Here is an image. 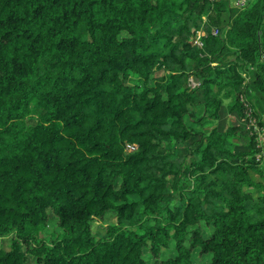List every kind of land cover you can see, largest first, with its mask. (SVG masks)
<instances>
[{
  "label": "trees",
  "instance_id": "obj_1",
  "mask_svg": "<svg viewBox=\"0 0 264 264\" xmlns=\"http://www.w3.org/2000/svg\"><path fill=\"white\" fill-rule=\"evenodd\" d=\"M243 100L264 0H0V264H264Z\"/></svg>",
  "mask_w": 264,
  "mask_h": 264
},
{
  "label": "built area",
  "instance_id": "obj_2",
  "mask_svg": "<svg viewBox=\"0 0 264 264\" xmlns=\"http://www.w3.org/2000/svg\"><path fill=\"white\" fill-rule=\"evenodd\" d=\"M230 1H231V4L235 7L244 8L254 0H230ZM213 32L216 33L217 30L215 29ZM193 36H194L193 37L194 43L198 46H202L203 45L202 38L205 36L204 26L198 29ZM193 84L195 85L196 82H193ZM244 103L246 107L244 120H245L247 129L251 132L253 137L256 139L257 146L260 149L257 155V159L264 160V126L259 123L250 105L246 103L245 101ZM135 148H136L135 145L130 144L128 146L129 150H134Z\"/></svg>",
  "mask_w": 264,
  "mask_h": 264
},
{
  "label": "rangeland",
  "instance_id": "obj_3",
  "mask_svg": "<svg viewBox=\"0 0 264 264\" xmlns=\"http://www.w3.org/2000/svg\"><path fill=\"white\" fill-rule=\"evenodd\" d=\"M255 117H257V119H258V121H259L260 124H261L260 119L263 120V123H264V107H263V109H261V111L258 112V115L255 116ZM261 125L264 126V124H261ZM238 143L241 144V145L244 144V142H242V141H238ZM111 222H113V216H112V214L106 216V219L103 222V225H105V224H111ZM54 224H55L54 221H50V223L48 224V229H47L46 232L52 231L53 230V227H54ZM95 225L100 230H102V225L99 222H96ZM0 246H3L4 248H8V246H9L8 239L7 240H1L0 239ZM199 251H200V249H196L194 251V253H193V260H194V262H196L198 264L208 263L209 262V257L208 256L201 255ZM171 254H173V253L170 252V251H167V252H165L163 254V257H167V256H169ZM28 264H36V263L33 261V259H30L28 261ZM147 264H159V260L156 257L152 256L151 254H148L147 255Z\"/></svg>",
  "mask_w": 264,
  "mask_h": 264
}]
</instances>
